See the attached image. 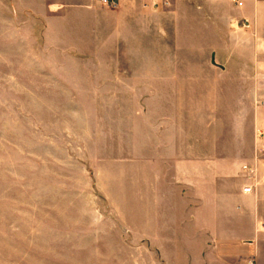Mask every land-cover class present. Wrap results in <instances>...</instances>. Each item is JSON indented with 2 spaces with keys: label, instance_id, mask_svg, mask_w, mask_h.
<instances>
[{
  "label": "crops",
  "instance_id": "crops-1",
  "mask_svg": "<svg viewBox=\"0 0 264 264\" xmlns=\"http://www.w3.org/2000/svg\"><path fill=\"white\" fill-rule=\"evenodd\" d=\"M117 1L0 0V41H134L136 236L172 264H264V0Z\"/></svg>",
  "mask_w": 264,
  "mask_h": 264
},
{
  "label": "rangeland",
  "instance_id": "rangeland-1",
  "mask_svg": "<svg viewBox=\"0 0 264 264\" xmlns=\"http://www.w3.org/2000/svg\"><path fill=\"white\" fill-rule=\"evenodd\" d=\"M133 42L0 41V264H172L135 234Z\"/></svg>",
  "mask_w": 264,
  "mask_h": 264
},
{
  "label": "built area",
  "instance_id": "built-area-1",
  "mask_svg": "<svg viewBox=\"0 0 264 264\" xmlns=\"http://www.w3.org/2000/svg\"><path fill=\"white\" fill-rule=\"evenodd\" d=\"M100 3L106 7H109L111 9H115L118 7V1L117 0H100ZM261 138V135L259 136ZM260 155H264V145L261 146L258 152ZM251 173L254 172V170L249 169ZM264 181V178H263ZM248 264H254L252 261L249 262Z\"/></svg>",
  "mask_w": 264,
  "mask_h": 264
}]
</instances>
